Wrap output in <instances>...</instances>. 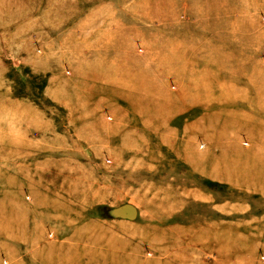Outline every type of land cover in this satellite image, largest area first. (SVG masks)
I'll return each mask as SVG.
<instances>
[{"label": "rangeland", "instance_id": "rangeland-1", "mask_svg": "<svg viewBox=\"0 0 264 264\" xmlns=\"http://www.w3.org/2000/svg\"><path fill=\"white\" fill-rule=\"evenodd\" d=\"M3 230L0 264H264V0H0Z\"/></svg>", "mask_w": 264, "mask_h": 264}, {"label": "bare ground", "instance_id": "bare-ground-1", "mask_svg": "<svg viewBox=\"0 0 264 264\" xmlns=\"http://www.w3.org/2000/svg\"><path fill=\"white\" fill-rule=\"evenodd\" d=\"M6 212H7V211H6ZM5 218H6V217H5V214H3V219H5ZM4 222H5V221H4ZM1 223H3V222L1 221ZM4 232L6 233V231L3 230V232H1L0 234L3 235ZM34 235H35V234H34V232H33L32 237H34ZM92 237H93V234L91 235L90 239H91ZM90 239H89L88 241H90ZM91 240H92V239H91ZM107 246H108V245H107ZM43 249L46 250V249H48V248L45 247V248H43ZM68 250H69V248H68ZM68 250H66V252H67ZM39 251H43V250H39V249H38V250H34L33 253H35V255H36V253L39 252ZM37 254H38V253H37ZM35 255H34V256H35ZM123 256H124V255H123ZM91 263H92V262H91ZM92 264H94V263H92Z\"/></svg>", "mask_w": 264, "mask_h": 264}]
</instances>
